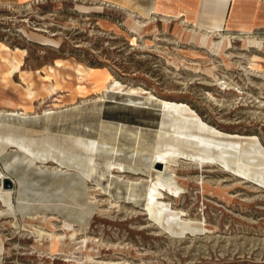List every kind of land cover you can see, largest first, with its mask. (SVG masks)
Returning a JSON list of instances; mask_svg holds the SVG:
<instances>
[{
  "label": "rangeland",
  "instance_id": "rangeland-1",
  "mask_svg": "<svg viewBox=\"0 0 264 264\" xmlns=\"http://www.w3.org/2000/svg\"><path fill=\"white\" fill-rule=\"evenodd\" d=\"M228 2L205 0L200 24L217 34L200 43L203 29L183 16L144 13L146 3L128 10L99 0H0V110L19 111L8 119L32 136L72 131L99 139L89 189L81 174L52 161L35 163L14 148L0 155L10 180L0 185L12 190L14 206L31 207L25 218L17 210L15 220L0 200L7 212L0 216V264H264V185L222 165L181 160L176 179L156 180L155 198L148 196L164 99L186 104L230 138H257L264 148V0H231L223 21ZM14 59L21 69L7 75ZM78 66L88 73L81 76ZM110 75L124 90L101 92ZM53 83L47 93L43 86ZM27 87L37 90L34 98H26ZM22 106L35 114L19 116ZM112 155L122 164L119 179L106 171ZM88 190L97 194L91 201ZM63 217L72 227L62 225ZM73 227L78 236L87 229L91 239L67 237L52 252L51 233Z\"/></svg>",
  "mask_w": 264,
  "mask_h": 264
},
{
  "label": "bare ground",
  "instance_id": "bare-ground-1",
  "mask_svg": "<svg viewBox=\"0 0 264 264\" xmlns=\"http://www.w3.org/2000/svg\"><path fill=\"white\" fill-rule=\"evenodd\" d=\"M144 13H146V12H144ZM161 16L164 19H168L171 16L178 17L179 14L160 15V17ZM141 20H143V19H141ZM189 21H192L196 27L204 30L198 36V41L200 43H203L207 38H212L214 33H216L215 29H205L204 27H202V25L200 24V18L198 20L196 18L190 19ZM140 23H141V21L137 20L135 24L137 25V27H139L141 25ZM196 33H197V31H196ZM219 35H220V37L222 39H226L228 42L231 41L232 37H230L229 35H223V34H220V33H219ZM7 64L9 65L8 69L5 72L7 75H12L14 72H16L17 70L21 69V67H20L21 64L19 63V61L15 60V59L13 61H9L8 60ZM213 67L215 68V66H213ZM76 69H77L78 73L81 76H85L86 73H88L85 68H82L80 66H78ZM206 69H207L206 71L210 75H212L214 73L213 69L211 67L210 68H206ZM213 77H214V75H213ZM215 78H217V74H216ZM86 79H87V77L85 78V80ZM218 81H220V80H218ZM52 85H54V83L50 84L48 86L47 85L43 86L45 88V90H47V93L51 94V92L55 91L56 87H54ZM55 85L58 86L57 90H58V88H60L62 91H67L60 84L55 83ZM229 86H231V85H229ZM106 90H119L120 91V90H124V88H123L122 83H120L119 81L115 80V78H113L112 75H110V76H108L107 78L104 79L103 85L101 86V92L102 93L106 92ZM127 90L132 91V92H138V90H135V89H127ZM44 92L46 93V91H44ZM36 93H37V90L32 89L30 87L26 88V93H25L26 98L32 99V98H34L36 96ZM40 93H42V92H40ZM70 100L72 101V98H70ZM147 100H149V99H147ZM61 101H62V99H61ZM84 101H86L85 98L82 99V102H84ZM173 101L165 100V99L162 101L163 115H162V119L160 121L159 130L157 132V135H155L156 136V143H155L154 149H153V151L151 153V157H150L152 159L149 162V168H150V175H149L150 180L149 181H150V183H149V186H148V196L150 198H153V199L155 198V194L157 192V187H156V182H155L156 180H164L165 178L169 179V180H172L174 178L176 179V174H178V173H176V166H179L178 164H179V162L181 160H187L189 162H193V163L197 164L200 167H203V166L207 165V163H211V164L215 163L217 165H222L225 168H230V170L232 169V170L236 171L237 173H239L240 176L242 175L245 178H248V179L256 181L258 184L264 185V148H262L260 146L259 141H258L257 138H249L248 137V138L241 139L242 137L239 138L240 136L238 138H230V137L226 136V134L216 130L212 126H210L207 123H205L203 121V119L201 117H199L197 115V113H195V111H192L191 110L192 108H189L186 104H179V103L173 102ZM10 102H11V100L8 101V102H4V104H6V105L8 104L9 105ZM93 103H95V102H93ZM96 103H97V101H96ZM53 104H55V103H53ZM71 104H74V102H72ZM8 105H7V107H8ZM12 105H11L12 107H16V106H14V103ZM11 106H10V108H11ZM94 106H95V104H94ZM160 106H161V104H160ZM22 107H21L22 111L19 113V116L26 117L29 114V112H32L30 109H28L26 107H23V108ZM21 109H19V110H21ZM66 111H67V109H66ZM18 112H14L12 110L9 111V110H7L5 108L0 110V117L3 116V117L7 118V120L6 119H0V155L2 153H4V152L8 151L9 149L11 150L12 148H14L16 151L19 150V151L24 152L25 154H27L29 156V158L31 159V161H35V163H47V162L52 161L53 163H56V165L59 164L61 167L65 168L63 170L65 173H67L68 171H73L75 174L76 173L81 174L83 179H86V182L84 183L85 186H86V189L87 188L89 189L90 183L88 181H90L92 179L95 171L97 170L96 169L97 168L96 167V163H97L96 156H97V150H98V145H99V141H98L99 139L93 138L92 136H91L92 138H88V137L86 138V137H83L84 135L83 136L71 135L72 131L70 132V134H63V133L55 134V133H51V132H48V131H44L38 137L32 136L28 131H26L25 129H23L22 127H20L18 125L13 124L12 121L8 119V118H11L13 115H18ZM32 113L35 114V111L32 112ZM65 118H66V116H65ZM18 122H19V120H18ZM73 134H75V133H73ZM232 137H234V136H232ZM99 138H101V137H99ZM102 140H100V141H102ZM106 145H105V147H106ZM112 149H115V148L112 147ZM107 151H109V150H107ZM135 151H137V149ZM110 152H111V150H110ZM112 152H114V150ZM7 154H10V153H7ZM14 155H16V154H14ZM21 155H23V154H21ZM111 159H113V155L110 157L109 160L106 159L107 161H106V165L105 166H107V168H108V169H106V171L108 170L109 171L108 173L111 174V176H117L118 177V175L121 172H124L123 168H122V164L121 163H117V162H115V161H113ZM40 166H39V168H40ZM161 167H163V168L161 169ZM218 168H220V167L218 166ZM181 169H183V168L181 167ZM1 170H0V179L4 180L7 177L2 173ZM96 172H98V171H96ZM122 174H124V173H122ZM61 177L62 176H60V178ZM125 178H127V177H125ZM64 179H66V178H64ZM93 179H94V177H93ZM118 179H119V177H118ZM67 180H69V178ZM96 180H97V178H96ZM70 181H71V179H70ZM128 183L130 184L129 181H128ZM81 186H82V184H81ZM67 187H69V186L67 185ZM63 190H65V189H63ZM68 192L71 193V191H68ZM63 194H61V195H63ZM12 195H13V192H12L11 189L4 188L3 186L0 185V200H1L2 203H4L10 209L9 213L11 214L13 219H15V220L17 219V216H18L17 215V210L21 212V217L22 218H25L26 215L29 216V214H30L29 210L31 209V207L30 206L27 207L28 204H26V203L23 204L21 202H19V205L14 206L12 204L13 202L11 201ZM88 195H89V197L88 196L87 197L91 201L95 197V195H97V194H95L94 190H92V191L88 190ZM26 196H28V194H26ZM30 196H32V195H30ZM22 197H24V195ZM83 199H84V197H83ZM72 200H73V198H72ZM64 201H65V199H64ZM64 201H63V203H64ZM82 201L79 202V200L76 199V200L73 201V203H76V204L80 205V203L82 204ZM51 202H52V200H51ZM65 202H67V201H65ZM85 202H86V199H85ZM47 203H49V202H47ZM91 203L92 202H90V204ZM83 204L84 205H82V206H86L85 203H83ZM110 204L111 203H109V205ZM65 207H68V206H65ZM92 207H94V206H92ZM111 207H112V204H111ZM89 209H90V207H89ZM43 212H46V211H43ZM4 213L2 211H0V216L3 215ZM73 213H74V211H73ZM75 214L76 213H74V215ZM88 214H89V212H88ZM68 217L69 216H67V218ZM78 217H80V216H78ZM156 217L157 216H155V218ZM7 218H8V216H7ZM67 218L63 217V220L61 221L62 225L65 226V227H72L74 222L72 223ZM74 220H76V219H74ZM85 220L86 219H84L83 222ZM86 223H87V220H86ZM11 225L12 226H16V221L13 220ZM53 226H55V225H53ZM75 227H77V226H75ZM8 228H9V226H8ZM85 231H84V233L82 235L80 234V236H78L77 229H75L74 227L70 231L63 230L62 232H60L59 234H56V235L51 233L52 234L50 236L51 238L49 237L50 238V242H49L50 250L52 252H55L57 250H61L62 249L61 248L62 244L66 243L67 241H68V243L70 241H75L78 238H81L83 243H87V241L91 239L92 235L90 234L91 235L90 237L87 236L88 234ZM41 233H42V231H41ZM43 233H45V232H43ZM47 235H48V233H47ZM37 237H38V234H37ZM67 237H68V240L66 241ZM34 238H35V236H34ZM41 239H43V238H41ZM46 240H48V239H46ZM38 242H42V241H38ZM3 251H4L3 238L0 235V254H3ZM92 258L93 257H91V259ZM70 259H72V258H70ZM83 260H84V258H83ZM88 260H90V259H88ZM91 261H93V260H91ZM127 264H129V263L127 262Z\"/></svg>",
  "mask_w": 264,
  "mask_h": 264
},
{
  "label": "crops",
  "instance_id": "crops-1",
  "mask_svg": "<svg viewBox=\"0 0 264 264\" xmlns=\"http://www.w3.org/2000/svg\"><path fill=\"white\" fill-rule=\"evenodd\" d=\"M5 2L12 3L16 0H4ZM104 3L119 5L120 7L130 9L133 5L148 4L149 7L143 10L146 13H153L157 15H174L179 14L178 17L183 16L185 20L200 18L205 4V0H99ZM229 0L223 15L225 21L226 11L229 9ZM232 9V8H231Z\"/></svg>",
  "mask_w": 264,
  "mask_h": 264
},
{
  "label": "water",
  "instance_id": "water-1",
  "mask_svg": "<svg viewBox=\"0 0 264 264\" xmlns=\"http://www.w3.org/2000/svg\"><path fill=\"white\" fill-rule=\"evenodd\" d=\"M4 180L7 182V184L10 183V180L8 178H5Z\"/></svg>",
  "mask_w": 264,
  "mask_h": 264
}]
</instances>
